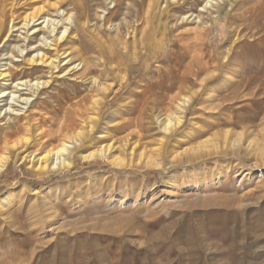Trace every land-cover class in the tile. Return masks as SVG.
<instances>
[{
    "label": "rangeland",
    "instance_id": "obj_1",
    "mask_svg": "<svg viewBox=\"0 0 264 264\" xmlns=\"http://www.w3.org/2000/svg\"><path fill=\"white\" fill-rule=\"evenodd\" d=\"M12 1L0 0L2 65L11 56H18V65L21 50L37 45L33 31L26 39L32 25L20 29L21 17L40 4L59 1L67 12L77 5ZM156 1L163 9L172 3ZM206 1L180 8L175 17H189L194 25L203 13L211 21L201 13ZM87 3L94 23L105 10L104 16L116 12L118 24L140 12L139 0ZM50 17L48 24L58 21L53 11ZM154 33L147 52L129 58L117 49L114 65L96 43L86 52L91 80L59 81L58 89L69 93L56 103L75 95L93 98L87 119L71 133L83 135L72 144L67 170L42 173L23 159L43 157L66 141L56 133L53 114L34 118L28 144L11 149L0 198H15L0 201V264H264V0H235L219 15L205 37L202 54L212 62L200 79L176 66L171 29ZM38 76L20 78L34 82ZM28 93L25 88L0 98V110L9 115L15 105L24 107ZM187 98L193 102L182 126L166 135L161 123ZM3 152L0 143V159Z\"/></svg>",
    "mask_w": 264,
    "mask_h": 264
},
{
    "label": "bare ground",
    "instance_id": "obj_2",
    "mask_svg": "<svg viewBox=\"0 0 264 264\" xmlns=\"http://www.w3.org/2000/svg\"><path fill=\"white\" fill-rule=\"evenodd\" d=\"M14 1L15 0L11 3L14 4ZM31 1L33 2L34 0ZM190 1L191 0H172V3L167 1L163 9L156 0H139L140 4L138 7H140V12L132 15L130 17L132 20L126 18L121 24L117 23L115 11L109 12L104 16L103 13L107 12V10L103 11L101 15L98 16L101 22L94 23V19L91 17L93 15L91 11L93 12V10H90L93 4L90 6V4L88 5L87 3L90 2V0H76V8L71 12L64 10L59 1L58 3L50 5L40 4L39 7H34L35 9L21 17L22 25L21 28L19 26L20 29L30 28L32 25L29 30L27 29L28 33L26 39L31 40V36H29L31 31H33L32 36H36L35 38L39 39L37 45L30 44L21 50L22 56L20 57L22 59H17L18 65L14 64L18 56H11L9 62L3 65L0 64V84L2 85L0 86L4 87V89L2 88V91H0V96L2 95L0 97L1 99L9 94L12 97V94L20 93V91H23L25 88L29 91L27 97L22 98L20 102L24 104V107L15 105L16 109L13 111L11 109V111L9 110L11 113L7 111L10 113L9 115H7V113L5 115V113L0 110V143L3 145L4 149L7 150V152L2 153L0 159V174L9 171V165L12 161V157L9 155L11 149H16L19 145L25 146L28 144L32 137L30 135L33 129L31 121H34L33 119L41 114H53L55 116V119H52L53 123L57 125L56 133L63 136L66 141L58 148L53 150L51 148L43 157L39 155H26L23 159L28 160L34 170L42 173L58 172L69 168L71 165L70 156L72 154L71 149H73L72 144H74V142H76V145L79 144L78 140L82 138L83 135V133H77L76 135H72L71 133L76 129L75 127L77 125L80 126V124L83 123V118L87 119L86 115L89 110L88 103L91 97L85 96L79 99L78 96L74 94L75 96H68L65 98L67 100L63 103L64 105L62 103L58 104L55 101L67 95L69 92H67L68 90H59L57 85L59 81L65 80L67 77H69L68 81L72 82L74 85L75 83L89 82V80H91L89 75L94 71V67H92V63L89 60L90 58L87 57L86 52H90L96 43H98L101 51L110 56L109 60H111V64L114 65L117 49L124 51L126 57L133 58L139 50H142V52L148 51V48L151 47L149 42V36L151 34H155L154 32L162 30L164 33H167L169 27L172 33L173 46L176 50V66H182L183 73L196 76L197 79L205 75L208 71L209 64L212 62L211 58H207L206 61L205 56L202 54L205 37L209 34L212 24L214 22L216 24L219 22V15L223 13L225 9L232 8L235 0H204L209 7H207V5L204 6L201 9V13L206 11L211 21L205 18V15L202 13L194 19L196 20L194 25L188 24L190 20L189 17H175V14L180 8L197 5L201 0ZM52 11L55 15H58V21L51 19L49 22L50 24H48L47 20L51 18L50 14ZM94 11L98 12V9ZM43 15H46V17L44 16L45 19L42 21L43 23L37 24L42 19ZM156 16L158 17L156 18ZM136 17H138V19H135ZM170 19L173 21L170 22ZM44 23L47 24L39 28V25H43ZM90 23L94 24L91 25L90 34L87 35L84 33V29ZM1 24L2 22L0 21V28L2 26ZM12 28L16 29L17 26L14 24ZM21 33L24 32L21 31ZM41 34H43V36ZM74 44H78L81 47L73 48ZM28 49L34 51L32 52L34 55H27L24 57L23 54L25 51H28ZM245 49L247 50L249 48L247 47ZM157 50L159 49L155 48V51ZM260 50L264 51V49ZM97 57L98 56H96V58ZM209 61L211 62L209 63ZM213 65L215 68L218 66L215 63ZM80 66H82L81 69H79ZM25 74H27L29 78L38 74L39 76L34 82L33 80H29V78L26 81H22L20 77ZM93 80L90 81L93 85H100L98 81ZM10 88H13V92L8 93ZM17 100H15L16 103L18 102ZM91 100H93V98ZM35 101H37L38 106L33 105ZM192 102L191 98H187L179 103L174 115L170 116L165 123H161L162 131H164L166 135H169L172 131L182 126ZM95 104L97 105V103ZM59 113H62V116L58 119L57 114ZM94 124L95 121L90 119L87 126L92 130ZM125 124L126 123L123 125ZM130 124L129 122L125 125V130L132 127ZM56 133H53V136ZM46 147L48 148V145L44 146V148ZM101 156L105 161L111 159L110 157H106L103 152ZM8 198L13 200L15 194L3 196L0 198V201H4Z\"/></svg>",
    "mask_w": 264,
    "mask_h": 264
}]
</instances>
